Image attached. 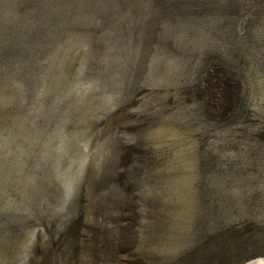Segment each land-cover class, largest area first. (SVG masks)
Wrapping results in <instances>:
<instances>
[{
	"label": "rangeland",
	"instance_id": "obj_1",
	"mask_svg": "<svg viewBox=\"0 0 264 264\" xmlns=\"http://www.w3.org/2000/svg\"><path fill=\"white\" fill-rule=\"evenodd\" d=\"M0 264H264V0H0Z\"/></svg>",
	"mask_w": 264,
	"mask_h": 264
},
{
	"label": "trees",
	"instance_id": "obj_2",
	"mask_svg": "<svg viewBox=\"0 0 264 264\" xmlns=\"http://www.w3.org/2000/svg\"><path fill=\"white\" fill-rule=\"evenodd\" d=\"M257 241V240H256Z\"/></svg>",
	"mask_w": 264,
	"mask_h": 264
}]
</instances>
